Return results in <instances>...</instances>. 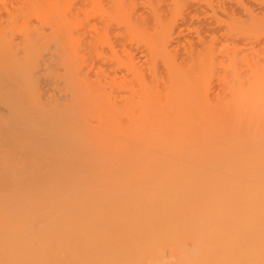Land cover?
<instances>
[{
	"label": "bare ground",
	"instance_id": "bare-ground-1",
	"mask_svg": "<svg viewBox=\"0 0 264 264\" xmlns=\"http://www.w3.org/2000/svg\"><path fill=\"white\" fill-rule=\"evenodd\" d=\"M14 1L0 264H264V4Z\"/></svg>",
	"mask_w": 264,
	"mask_h": 264
},
{
	"label": "rangeland",
	"instance_id": "rangeland-1",
	"mask_svg": "<svg viewBox=\"0 0 264 264\" xmlns=\"http://www.w3.org/2000/svg\"><path fill=\"white\" fill-rule=\"evenodd\" d=\"M10 1H14V0H9V2H10ZM201 1H202V0H200V2L198 1V2H199V6H201L200 4L203 5V4L206 2L205 0H203V2L201 3ZM209 1L212 3V6H211V4H209V5L211 6V7H209L210 11H211V8H212V9L215 10V12H217V11H216L217 6H218V9H217V10H219V11H220V10H223V11H224V10L227 9V7H228V8H231V7H232V8L230 9V12H234V11H235V12H236V11H237V12H238V11L241 12L240 9H242V12H244L245 10H247V8H246L244 5L247 6V4H248V6H250L249 3H251V2H252L253 5H254L255 2L257 3V0H256V1H255V0H253V1H252V0L248 1V0H247L249 3H247V2L244 1V0H242V1H244V3H242V1H241L240 3L243 4V7L240 8V9H238V7L240 6V4H239V5L237 4V3H238V0H227V2L224 1V0H221V1H219V0H213V1H212V0H209ZM218 1H219L220 3H218ZM260 1H261V0H260ZM260 1L258 0V2L260 3V5H263V4H264V3H263L264 1H261V2H260ZM7 2H8V1H7ZM16 2H17V1H16ZM16 2L14 1V2H11V3H16ZM191 2L193 3V0H191ZM196 2H197V1L195 0L194 3H193L194 6L192 5L191 8L194 7L193 9H195V8L198 7V6L196 5ZM198 2H197V3H198ZM216 2H217V3H216ZM234 2H235V4H234ZM253 2H254V3H253ZM206 3H207V5H208V1H207ZM206 3H205V4H206ZM214 3H216V4H214ZM221 3H222V4H221ZM225 3H228V4H226V6H225V5H224ZM261 3H262V4H261ZM8 4H10V3H8ZM218 4H219V5H218ZM252 4H251V5H252ZM209 5H208V6H209ZM216 5H217V6H216ZM253 5L251 6L252 9H253V7H255V9H256V8H257V5H256V6H255V5L253 6ZM260 5L258 4V7H260V8H257L256 11H258V10L260 11V10H261V6H260ZM196 6H197V7H196ZM205 6H206V5H204L203 8L201 7V10H205L204 8H207V7H208V6H207V7H205ZM219 6H220V7H219ZM229 6H230V7H229ZM233 6H234V8H233ZM214 7H216V8H214ZM221 7H222L223 9H222ZM240 7H241V6H240ZM244 7H245L246 9H245ZM251 7H250V8H251ZM191 8H190V9H191ZM198 8H199V10H200V7H198ZM219 8H220V9H219ZM193 9H191V11H193ZM244 9H245V10H244ZM248 9H249V7H248ZM252 9L247 10V11H252ZM263 9H264V8H263ZM196 10H197V9H195L194 11L196 12ZM214 10H212V11H214ZM227 10H228V9H227ZM231 10H232V11H231ZM194 11H193V12H194ZM205 11H208V10L206 9ZM212 11H211V12H212ZM247 11H246V12H247ZM253 11H254V9H253ZM220 12H221V11H220ZM224 12H225V11H224ZM228 12H229V11H228ZM189 19H190V18H189ZM183 33H184V34H183L184 36H187V34H188L189 37L192 36V33L188 32V31H185V32H183ZM185 34H186V35H185ZM190 35H191V36H190ZM181 36H182V34H181ZM182 37H183V36H182Z\"/></svg>",
	"mask_w": 264,
	"mask_h": 264
}]
</instances>
